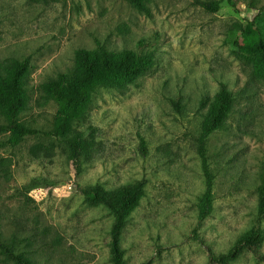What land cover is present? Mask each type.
I'll return each mask as SVG.
<instances>
[{"label":"rangeland","instance_id":"1","mask_svg":"<svg viewBox=\"0 0 264 264\" xmlns=\"http://www.w3.org/2000/svg\"><path fill=\"white\" fill-rule=\"evenodd\" d=\"M0 0V71L28 58L18 120L48 131L58 104L44 87L75 70L79 49L149 54L151 68L121 89L97 87L69 137L91 142L78 172L62 141L41 136L0 147V237L30 264H111L112 216L85 188L143 182L120 234L124 264H213L254 228L261 240L230 264H264V66L238 45L264 41V0ZM217 2L216 12L201 7ZM223 84L231 110L205 143L212 211L199 220L205 183L197 138ZM0 125L6 121L0 114ZM8 133H0L5 141ZM144 143L145 150L141 145ZM0 264H15L0 252Z\"/></svg>","mask_w":264,"mask_h":264},{"label":"trees","instance_id":"2","mask_svg":"<svg viewBox=\"0 0 264 264\" xmlns=\"http://www.w3.org/2000/svg\"><path fill=\"white\" fill-rule=\"evenodd\" d=\"M137 11L148 14L146 0H125ZM233 7L231 0H227ZM201 7L216 12L219 10L217 2H204ZM259 11H264V7ZM238 47L248 55H254L264 66V41L252 46ZM75 70L70 73L59 74L54 82L44 87L47 97L58 104V113L53 126L48 131H39L27 128L18 120L19 114L27 104L25 90L26 76L30 67L29 59L13 61L0 71V114L6 125H0V133H8L5 141H0V147L15 146L24 138L41 136L62 141L68 151V160L78 174L82 165L91 160V142L84 139L82 133L69 137L72 126L83 120L90 104L91 93L97 88L121 89L125 84L147 72L152 64L149 54L139 55L129 50L119 53L111 52L102 46L89 51L79 49L74 54ZM232 105V98L223 84L214 95L206 116L203 120L201 132L197 138V152L201 160L204 176L205 190L197 204L199 220L207 218L212 211L213 176L208 169L205 157V143L208 137L222 126L223 120L228 116ZM145 150L144 143L141 145ZM143 194V182L125 186L113 191L104 190L99 186L87 187L83 190V200L91 205L104 206L112 216L110 226V263L124 264L123 250L120 246V234L129 213L137 205ZM258 212L264 216V174L261 176L257 188ZM261 240V232L254 228L241 236L227 255L210 256L213 264H230L242 249L256 245ZM0 252L15 264H30L23 254L14 252V245L6 243L0 237Z\"/></svg>","mask_w":264,"mask_h":264}]
</instances>
